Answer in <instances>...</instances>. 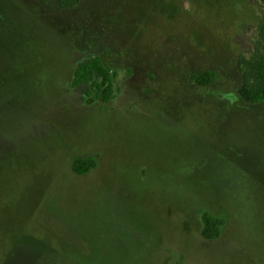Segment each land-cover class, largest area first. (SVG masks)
<instances>
[{"label":"rangeland","instance_id":"1","mask_svg":"<svg viewBox=\"0 0 264 264\" xmlns=\"http://www.w3.org/2000/svg\"><path fill=\"white\" fill-rule=\"evenodd\" d=\"M59 2L0 0V264H264V101L238 93L264 0ZM92 56L108 103L71 87Z\"/></svg>","mask_w":264,"mask_h":264},{"label":"trees","instance_id":"2","mask_svg":"<svg viewBox=\"0 0 264 264\" xmlns=\"http://www.w3.org/2000/svg\"><path fill=\"white\" fill-rule=\"evenodd\" d=\"M59 1L61 8L71 7L79 2V0ZM258 34L259 38L254 55L250 58L242 55L239 58L243 80L238 93L247 104H258L264 101V23L259 25ZM191 79L201 86H207L216 81L217 74L208 70L199 73L194 72L191 74ZM115 80V73L103 65L98 56H92L77 64L71 87L75 89L87 86V97L85 98L88 102L108 103L114 94ZM95 165L94 157L76 158L72 165V171L82 175L94 168ZM202 223L200 234L204 239L209 240L219 236L224 220L205 212L202 216Z\"/></svg>","mask_w":264,"mask_h":264},{"label":"flooded vegetation","instance_id":"3","mask_svg":"<svg viewBox=\"0 0 264 264\" xmlns=\"http://www.w3.org/2000/svg\"><path fill=\"white\" fill-rule=\"evenodd\" d=\"M208 71H210V70H208ZM79 175V174H78Z\"/></svg>","mask_w":264,"mask_h":264}]
</instances>
